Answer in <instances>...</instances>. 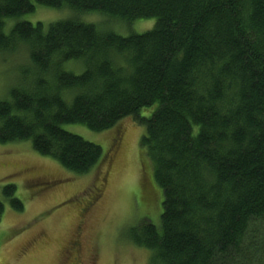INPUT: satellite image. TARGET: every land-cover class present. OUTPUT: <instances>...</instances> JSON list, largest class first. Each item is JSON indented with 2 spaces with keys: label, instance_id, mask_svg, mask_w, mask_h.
Returning a JSON list of instances; mask_svg holds the SVG:
<instances>
[{
  "label": "trees",
  "instance_id": "obj_1",
  "mask_svg": "<svg viewBox=\"0 0 264 264\" xmlns=\"http://www.w3.org/2000/svg\"><path fill=\"white\" fill-rule=\"evenodd\" d=\"M35 1L70 16L32 24V0H0V55L29 56L0 101V144L31 142L85 176L103 149L64 126L102 133L132 118L162 213L129 241L151 264H264V0ZM99 15L104 26L85 19ZM145 20L154 28L128 37L109 24ZM3 192L24 210L16 185Z\"/></svg>",
  "mask_w": 264,
  "mask_h": 264
},
{
  "label": "rangeland",
  "instance_id": "obj_2",
  "mask_svg": "<svg viewBox=\"0 0 264 264\" xmlns=\"http://www.w3.org/2000/svg\"><path fill=\"white\" fill-rule=\"evenodd\" d=\"M32 1L36 12L22 21L49 25L70 16L68 11L47 9ZM85 19L107 24L100 15ZM109 24L114 32L128 37L152 30L155 21H138L132 26L119 21ZM28 59L24 46L0 55V101L21 87ZM64 129L103 149V161L90 174L79 176L63 169L51 158L37 154L31 142L0 144V202L4 205L0 213V264H151L152 252L128 239L129 231L142 221L156 226L161 223V195L140 166L143 129L132 118L102 133L81 125H65ZM7 185L17 186V197L24 204L22 212L4 195ZM142 190L149 194L145 204ZM262 229L256 226V230ZM79 232L80 250L70 246Z\"/></svg>",
  "mask_w": 264,
  "mask_h": 264
},
{
  "label": "flooded vegetation",
  "instance_id": "obj_3",
  "mask_svg": "<svg viewBox=\"0 0 264 264\" xmlns=\"http://www.w3.org/2000/svg\"><path fill=\"white\" fill-rule=\"evenodd\" d=\"M89 209H90V208H87V209H85V211H83V213H82V217H83V218H86V215L88 214L87 211H88ZM85 220H86V219H85ZM81 223H84V222H82V221L79 222V224H78V227H79V228H77V229H79V230H81V228H80ZM75 233H77V231H76ZM70 246L73 247V249H78V250H80V248H81V233H80V232H79V235L76 237V240L73 241V243H71Z\"/></svg>",
  "mask_w": 264,
  "mask_h": 264
}]
</instances>
